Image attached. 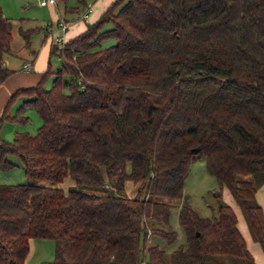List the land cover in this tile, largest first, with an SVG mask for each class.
Returning <instances> with one entry per match:
<instances>
[{
    "label": "trees",
    "instance_id": "16d2710c",
    "mask_svg": "<svg viewBox=\"0 0 264 264\" xmlns=\"http://www.w3.org/2000/svg\"><path fill=\"white\" fill-rule=\"evenodd\" d=\"M13 29L0 4V85L13 73L4 64ZM38 31L20 29L27 47ZM107 39L115 42L104 47ZM52 54L58 70L49 62L0 116V124H25L31 108L42 120L35 135L0 138V169L17 157L32 180L0 184V264H26L32 239L55 243L44 264H167L150 237L177 240L174 200L186 237L174 264H223L221 256L252 264L222 194L216 214L204 217L184 188L191 164L205 158L264 250L256 199L264 185V0H114ZM67 178L75 185L65 190ZM128 181L138 186L134 197Z\"/></svg>",
    "mask_w": 264,
    "mask_h": 264
},
{
    "label": "rangeland",
    "instance_id": "374dc122",
    "mask_svg": "<svg viewBox=\"0 0 264 264\" xmlns=\"http://www.w3.org/2000/svg\"><path fill=\"white\" fill-rule=\"evenodd\" d=\"M0 4L3 8L4 14L11 19L13 23V33L14 40L12 42V52L13 54L16 52L20 59L13 58V64L15 67H18L20 64L22 65V57L24 55H29L30 50H39L42 44V40L44 38V30L46 26H50L52 23V18L50 16V11L48 7H43L40 5V0H0ZM68 5H76L79 9V12H84L87 8V5L90 6L89 0H84V2L80 0H68ZM60 8L64 6L63 2H59ZM90 7H88L89 9ZM87 9V10H88ZM86 10V11H87ZM28 30L32 28H39V33H35L32 36V44L31 47L25 46V40L20 34V29ZM58 27L56 26L55 30ZM115 42L114 39H107L103 42V46H109ZM57 42L53 46V48L60 47ZM15 56V55H14ZM16 57V56H15ZM51 69L56 72L58 68L61 66V59L57 54H52L51 56ZM33 69V68H32ZM53 77L50 76L46 81V87L50 88L52 85ZM23 102V98L17 100L10 112L14 114L19 105ZM26 115L29 117V122L25 124L15 123L11 121H4V126L2 129V138L6 141H12L14 139V135L16 131H26L31 135H35L42 124V120L40 116L31 108H28L26 111ZM11 126V127H10ZM12 128L11 133L8 132V129ZM9 159L15 164L13 168L10 169H0V184H23L27 182H32L31 179L25 176L24 169L17 157H9ZM68 182H72V179H66L61 186L68 190ZM74 182V181H73ZM41 183H44L41 181ZM132 186L133 188H131ZM138 186L132 182H129L126 189V194L128 196H136L137 195ZM184 192L186 194V199L190 203V205L202 216L204 217H213L216 214V210L218 207L219 198L217 197V193L222 194V199L226 202L225 193L229 194V191L226 189H222L215 176L209 171L206 163V159L202 158L193 162L190 166L189 175L185 182ZM157 200L165 201L163 197H156ZM167 200V199H166ZM238 205L236 210L244 216L241 205L235 201ZM172 215H171V226L178 233L177 240L168 244L166 241L161 239L158 236H151L150 243H155L160 246L165 251L167 264H174L173 260V252L181 245L186 244V237L183 233V230L179 224V206L181 200H174ZM231 205V204H230ZM245 218V217H244ZM46 245H43L45 249L44 256L45 260H40V254L36 253L30 264H44L45 262L52 261L55 258V243L53 240L47 239L45 241ZM218 262L223 264H246L243 260L238 258H233L229 256H221L218 257Z\"/></svg>",
    "mask_w": 264,
    "mask_h": 264
},
{
    "label": "crops",
    "instance_id": "0c3cea01",
    "mask_svg": "<svg viewBox=\"0 0 264 264\" xmlns=\"http://www.w3.org/2000/svg\"><path fill=\"white\" fill-rule=\"evenodd\" d=\"M89 1L91 3L90 6L87 5V8L82 13L79 12V9L76 5L67 4L60 8L59 1L57 3V6H43L49 8L50 16L53 21L50 26H46V29L43 32L44 38L42 40L40 49L38 51L31 49L29 55H24L22 57V65L20 64L18 67H15L13 64V58L20 59L16 52L14 54L12 53L5 55L4 64L9 69L13 70V73L0 85V116L4 110L8 99L14 92H16L19 88L33 86L39 81L42 73L46 71L49 65V62L51 60V51L53 50V46L55 45V43L57 42L59 45H62L73 37L84 32L87 29L88 25L95 22L100 17V15L107 9V7L112 4L114 0ZM88 7L90 8L88 9ZM61 20L65 21L68 24V28L65 31L62 30L59 24ZM56 26L58 28L55 30ZM31 44L29 48L31 47ZM27 63H31V68L30 70L25 71L24 65ZM3 123L0 124L1 139H4L1 135L4 126ZM11 131L12 128L8 129L9 133H11ZM129 182L131 181H128L126 183V189ZM73 183L74 182L72 180V182H68L67 186L70 187L73 185ZM130 187L133 188L132 186ZM223 189H226V187H224ZM227 190L229 191L228 188ZM224 195L228 204H231L237 215L238 227L242 235L244 236L247 248L252 255V264H264V250L261 244L253 238L249 226L247 224L246 218H244L245 216L242 215V212L241 214H239V212L236 210V208L238 207L237 203L235 202L236 200L234 199L230 191L229 194L226 192ZM256 199L264 211V185H261L257 189ZM45 241H47V239L31 240V251L26 264H30L33 256L36 253L40 254L41 261L45 260L43 259L45 258V249L43 248V245H46L43 244L45 243Z\"/></svg>",
    "mask_w": 264,
    "mask_h": 264
},
{
    "label": "built area",
    "instance_id": "2783aa9c",
    "mask_svg": "<svg viewBox=\"0 0 264 264\" xmlns=\"http://www.w3.org/2000/svg\"><path fill=\"white\" fill-rule=\"evenodd\" d=\"M57 3H58V0H40L41 6H57ZM59 24H60L62 30H64V31L67 30L68 24L65 21L61 20ZM30 68H31V63H27L24 65L25 71L30 70ZM140 264H147V263L141 262Z\"/></svg>",
    "mask_w": 264,
    "mask_h": 264
}]
</instances>
